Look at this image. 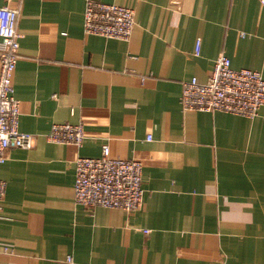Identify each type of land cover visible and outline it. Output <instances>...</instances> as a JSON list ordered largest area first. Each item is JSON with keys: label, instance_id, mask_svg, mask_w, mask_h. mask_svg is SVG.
Returning <instances> with one entry per match:
<instances>
[{"label": "crops", "instance_id": "0c3cea01", "mask_svg": "<svg viewBox=\"0 0 264 264\" xmlns=\"http://www.w3.org/2000/svg\"><path fill=\"white\" fill-rule=\"evenodd\" d=\"M101 1L134 10L128 40L85 34V0H0L19 8L13 95L35 135L0 165V264H264V106L180 103L221 53L264 77L260 0ZM59 122L83 123L81 145L45 139ZM104 143L142 163L134 211L74 201L76 157Z\"/></svg>", "mask_w": 264, "mask_h": 264}, {"label": "built area", "instance_id": "2783aa9c", "mask_svg": "<svg viewBox=\"0 0 264 264\" xmlns=\"http://www.w3.org/2000/svg\"><path fill=\"white\" fill-rule=\"evenodd\" d=\"M264 7V0H260ZM19 8L0 5V165L13 147L30 148L35 135L18 127L19 100L13 95V75L19 59L21 33ZM135 23L130 7L101 0H85L83 32L128 40ZM200 50L196 41L195 54ZM180 103L184 110L225 111L252 118L264 106V77L258 70L233 68L230 58L219 54L206 81L196 77L182 82ZM82 122L53 123L45 139L54 143L81 145ZM150 139V135L148 136ZM6 182L0 178V208ZM74 201L87 209L98 206L134 211L143 203L142 163L113 156L107 143L96 157L75 159Z\"/></svg>", "mask_w": 264, "mask_h": 264}]
</instances>
